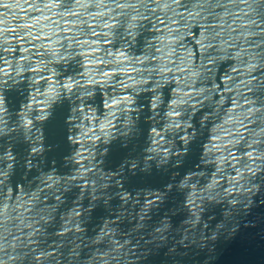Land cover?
Wrapping results in <instances>:
<instances>
[{
  "label": "water",
  "instance_id": "1",
  "mask_svg": "<svg viewBox=\"0 0 264 264\" xmlns=\"http://www.w3.org/2000/svg\"><path fill=\"white\" fill-rule=\"evenodd\" d=\"M129 22L136 24L134 38L125 35L132 31ZM66 52L73 55L52 59ZM18 66L24 70L17 75ZM70 78L79 81L73 85L77 96V88L92 90L80 97L83 127L71 130L73 141H67L65 117L72 105L79 106L78 99L56 105L51 117L32 120L25 132L24 107L34 115L48 111L49 85H65ZM0 81L11 85L5 89L7 112L0 114L11 131L0 134V145L14 158L0 163L8 174L0 186V264H199L203 254L179 243L186 233L171 201L138 227L134 204L126 205L127 211L116 207L120 219L115 220L116 198L97 204L90 194L96 183L108 182L105 177L130 148L152 147L153 119L160 125L157 132L173 144L180 141L162 131L166 122L181 121L180 136L195 129L196 142L180 172L192 167L195 180L216 179L225 188L236 183L240 191L249 181L258 186L264 181V0H0ZM154 84L161 85L162 111L153 119L137 118V112L155 111L150 104L139 107ZM134 88L140 91L133 93ZM129 94L137 139L128 148L114 141L97 163L101 156L93 157L88 145H100L91 134L111 119L108 112L117 107L111 100ZM171 108L180 115L170 117ZM114 115L112 124L120 128L124 117ZM185 122L191 127L184 128ZM36 137L49 166L33 160L30 169L24 160L31 158ZM167 180V173L153 170L131 183L162 186ZM142 195L147 191L132 193L138 200ZM260 201L264 196L257 193L253 216L264 212ZM165 213L172 217L166 238L153 239L155 217L164 219ZM255 227V220L246 221L236 239L221 244L217 264H264V241L257 246L252 239Z\"/></svg>",
  "mask_w": 264,
  "mask_h": 264
},
{
  "label": "snow or ice",
  "instance_id": "2",
  "mask_svg": "<svg viewBox=\"0 0 264 264\" xmlns=\"http://www.w3.org/2000/svg\"><path fill=\"white\" fill-rule=\"evenodd\" d=\"M175 3L176 0H173ZM199 43V42H197ZM117 55H123L122 53H117ZM7 76V73L4 74ZM6 83V82H5ZM122 87H126L123 86ZM155 91L151 94L150 97H145L142 104H150L151 109L156 115L158 112L162 111L158 106L163 103L161 97L157 95L161 85L154 84L152 86ZM128 102L127 95L122 98L120 103L126 104ZM174 103V101H172ZM6 103L4 99V104ZM116 103V101H113ZM0 111H4L5 114L7 109L0 108ZM145 115H148L147 110ZM179 112L175 108L169 110V116L175 117L179 116ZM3 121H0L2 123ZM32 123V122H26ZM153 123H156L153 120ZM34 127V125H33ZM160 127L156 123V127L152 129L154 135L157 137L165 139V136L161 137V134L157 132V128ZM180 127V126H177ZM188 135L181 139L179 137L178 142L175 147L182 148L187 140V147L184 149V152L189 153L192 151V146L196 142L194 139H191V134L186 132ZM39 137H36L33 140V143L30 145V159H25L24 164L28 168H34L33 160H36L37 163H43L44 167H48V164L44 162V146L39 144ZM167 152V147L163 149ZM0 163L3 162V157L8 158L9 160H14L11 153L5 151L3 146L0 145ZM183 153H178L173 157L174 160L179 161ZM137 157L136 152H127L123 155V164L119 163L113 167V171L110 177H105L108 181L104 183H96L94 187L90 189V194L92 199L96 201L97 204H108V199L105 197H115L116 199L112 204L111 215L115 220H119L120 216L115 212L116 207L124 208L127 211L126 205L129 203L134 204L136 208H139V213L133 218L137 220V226L143 227L140 224V221L149 222L152 217L149 216L150 213H155L157 210H163L167 208L165 202L171 201L172 208L175 210L173 215L178 214V218L183 220L182 230L186 233L185 241L189 237H199L201 241L210 242L209 233L214 232L215 237H220L221 231L230 232L241 230L242 227H245V222H251L253 220L256 223H264V212H260L259 215L253 216L254 209L259 205L256 203L257 193L264 196V181L257 187L256 183L249 181L248 187H243V191H240V188L237 187L236 183L229 182V187L225 188L223 185L219 184L216 179L208 180L205 177L204 181L195 180L196 173L193 171L192 167L186 168L183 172H177L173 170L170 173V177L173 179L171 182L169 179L162 186H153L149 183H131L133 177H136L139 172L138 159L129 158ZM121 158V159H122ZM199 158V153L197 150V159ZM142 162V160H140ZM125 165L128 167L125 168ZM199 166L197 165V168ZM247 167V166H246ZM123 169V172L121 171ZM247 171L252 172L251 168H247ZM220 172V169H217V173ZM213 176L216 173L212 174ZM239 175V173H238ZM254 175V173H253ZM7 179V172L3 169H0V186H2ZM69 179H74L69 177ZM45 180H50L52 183H56L53 180L52 176L46 175ZM43 183V181H42ZM87 183V181H85ZM45 187L51 188V184H44ZM140 191L141 194L147 191V196H141V199H136L132 196L133 192ZM233 192H236V195H233ZM59 200V197H56ZM119 202V203H117ZM260 205H264V201H260ZM222 212V215L226 219H222L219 225H216L215 228L210 229L209 224L213 221V213L217 211ZM78 215V213H76ZM186 217V219H185ZM172 217L167 213L164 215V219L155 217L156 223L159 227H153L152 230L157 237H162L164 233L168 230L169 224L168 220ZM151 227V224H149ZM109 230H111L109 228ZM103 234V229L101 230ZM197 240L192 239V244H196ZM179 246V245H178ZM183 247H189V244L185 242Z\"/></svg>",
  "mask_w": 264,
  "mask_h": 264
},
{
  "label": "clouds",
  "instance_id": "3",
  "mask_svg": "<svg viewBox=\"0 0 264 264\" xmlns=\"http://www.w3.org/2000/svg\"><path fill=\"white\" fill-rule=\"evenodd\" d=\"M135 19V18H133ZM128 29H132V31L125 30V35H127L129 38H134L135 36V29L136 24L129 22ZM132 43H135L134 39H132ZM125 47H128V43L125 42ZM64 55H68L71 57L73 55L72 53H64L63 55H53V60H60L63 59ZM23 66H18L16 68L17 75L20 71H23ZM8 79H12L11 77H8ZM19 79H24L23 77H19ZM89 82L95 84L97 83L96 80H91L89 78ZM13 83H16V80H13ZM135 83V82H134ZM79 85L78 80H71L70 82L65 85H60L57 83L55 88H53L52 85H49V94L44 97L46 101V107L49 109L46 112H42L39 114H33L32 110L28 108L27 106L24 107L25 111V117L24 120V130L25 132L29 131V126H32V123H26V122H32V120H45L48 117H51L53 115L54 107L58 104L63 103L65 100H68L71 102L73 99H78L80 101L79 106L72 105L71 108L68 109V113L65 117V125L66 129V138L67 141H73V135L71 130L77 127H83V121L80 119L82 116V112L78 111V108L82 109L84 105V100L80 99V97H87L92 95V90H86V91H80L79 88H77V91L79 92V95H76V92L73 91V85ZM11 85H8L7 83L0 81V108L7 109V106L4 104V96H5V89L10 88ZM140 91V89H133V93ZM158 96L159 93H157ZM128 102L126 104H121V98H113L111 100V104L117 105L116 108H110L108 112V117L111 119H106L105 122L100 123L98 125V130L95 132H92L91 139L94 141H98L100 148L98 149L96 145H88V148L92 149V155L93 157L97 152H99L101 156V160L97 161V163H100L102 160L105 159L106 155L109 152V148L112 145L114 141H119L121 146L124 148H128L130 143H134L137 139V129H136V121L132 119V116L130 115L131 111L134 109L130 106H133L134 104V95H127ZM113 101H116V103H113ZM173 103V102H172ZM177 102L174 100L173 104H176ZM105 107H109V102L105 101ZM139 107H144V104H140ZM127 109V111H125ZM5 113L4 111H0V114ZM114 113L123 115L124 119L121 122V127L116 128L113 124V120H117V115H114ZM140 115H145V113H139L137 112V118H139ZM31 116V119H28L27 117ZM156 116L154 112H152L151 116H146L148 119H153ZM154 120V119H153ZM0 121H3L0 123V134H4L6 131H11V129L7 128V125L2 117H0ZM79 121V123H77ZM155 121V120H154ZM156 122V121H155ZM156 124V123H154ZM181 121L179 120H169L166 122L163 126L162 131L165 133H173L177 137L183 139L188 134L184 132L183 136H180L179 133L176 130L183 131L180 126ZM191 127V125L187 122L184 123V128ZM155 128L152 127V129ZM151 129V131H152ZM88 131H91V128L87 129ZM153 133V131H152ZM83 133L80 134L82 136ZM80 136H77V139L80 138ZM164 135H161L163 137ZM118 137L123 139H118ZM191 139L195 138V129H193L191 134ZM152 140V147L148 148L146 152L137 151L135 148H130L128 152H136L138 159V167L139 172L145 176H149L153 173V170L156 172H162L168 174V179L171 182L173 179L170 177V173L175 170L177 172H180L179 166H181L184 162V158L188 155L187 152H184V149L187 147V140H185L184 145L182 148H176L175 145L171 143L168 140H165L163 138L157 137L154 135L151 137ZM163 142V143H161ZM165 145H167V152L163 151L165 148ZM83 147V146H82ZM178 153H183L181 155V158L179 161H176L173 159L174 156H176ZM137 157H129V158H137ZM67 159H71V157H68ZM142 160V162H140ZM124 160L123 158L120 160V163L123 164ZM42 163V162H41ZM27 166V165H26ZM9 168H11V164L8 165ZM28 167V166H27ZM128 166L125 165V168ZM123 172V169H121ZM8 176V174H7ZM243 187V186H242ZM258 187V185H257ZM166 203V202H165ZM222 219H226L223 217L222 212L219 210L216 213H213V221L211 224H209V228L213 229L216 227V225H219L221 223ZM257 231L252 234V239L256 240L257 246H259L260 242L264 241V223H256ZM241 230L237 231H230V232H223L221 231L220 237H215L214 232L209 233V240L210 242H204L201 241L199 237H192L191 239H188L185 241V237H182L179 241L181 245H183L185 242H187L189 245H191L192 251H194L197 255L203 254L202 259H199V264H217L220 256V245L226 244L234 239L237 238L238 234ZM159 239L161 241L165 240V233L162 237H153V239ZM192 239H196L197 243L192 244Z\"/></svg>",
  "mask_w": 264,
  "mask_h": 264
}]
</instances>
